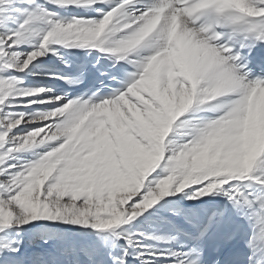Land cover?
Segmentation results:
<instances>
[{
    "label": "snow or ice",
    "instance_id": "1",
    "mask_svg": "<svg viewBox=\"0 0 264 264\" xmlns=\"http://www.w3.org/2000/svg\"><path fill=\"white\" fill-rule=\"evenodd\" d=\"M0 264H264V0H0Z\"/></svg>",
    "mask_w": 264,
    "mask_h": 264
}]
</instances>
